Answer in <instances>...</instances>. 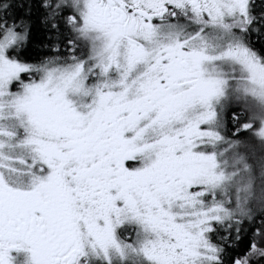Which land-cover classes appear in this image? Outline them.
Listing matches in <instances>:
<instances>
[{
	"label": "snow or ice",
	"instance_id": "obj_1",
	"mask_svg": "<svg viewBox=\"0 0 264 264\" xmlns=\"http://www.w3.org/2000/svg\"><path fill=\"white\" fill-rule=\"evenodd\" d=\"M253 36L264 0H0V264L264 259L230 251L264 224Z\"/></svg>",
	"mask_w": 264,
	"mask_h": 264
},
{
	"label": "trees",
	"instance_id": "obj_2",
	"mask_svg": "<svg viewBox=\"0 0 264 264\" xmlns=\"http://www.w3.org/2000/svg\"><path fill=\"white\" fill-rule=\"evenodd\" d=\"M34 2V0H33ZM33 17V24L31 28V38L28 43H26L25 48L21 51V55L26 60H31L32 58H39L41 55L50 54V49L43 47V45L48 44V32L46 31L44 25L41 23L38 15L35 14ZM61 51L63 50V44H61ZM232 110L239 111V108H234ZM232 110L227 112L229 127L231 128V116ZM246 133V132H242ZM261 216L257 215L255 220L251 223L245 221L244 230L240 234V240L238 243L233 245L230 250L233 257L237 255H243L248 251V246L253 239L254 233L257 229H264V224L260 223ZM264 246V245H262ZM251 264H264V259L256 256L251 258Z\"/></svg>",
	"mask_w": 264,
	"mask_h": 264
},
{
	"label": "rangeland",
	"instance_id": "obj_3",
	"mask_svg": "<svg viewBox=\"0 0 264 264\" xmlns=\"http://www.w3.org/2000/svg\"><path fill=\"white\" fill-rule=\"evenodd\" d=\"M237 106L235 104H233L232 109L236 108ZM238 108V107H237ZM227 114V113H226ZM240 138L245 140L247 143H249L250 145H254L257 149L256 151V156H260L262 153L258 150L259 149V143L258 141L252 140L249 137L248 133H241L240 134ZM257 183H259V180L257 181ZM258 206V205H257Z\"/></svg>",
	"mask_w": 264,
	"mask_h": 264
},
{
	"label": "flooded vegetation",
	"instance_id": "obj_4",
	"mask_svg": "<svg viewBox=\"0 0 264 264\" xmlns=\"http://www.w3.org/2000/svg\"><path fill=\"white\" fill-rule=\"evenodd\" d=\"M257 5L260 4V0H256ZM254 47L258 50L264 49V37L257 38L256 36L252 37ZM234 109V108H233Z\"/></svg>",
	"mask_w": 264,
	"mask_h": 264
}]
</instances>
